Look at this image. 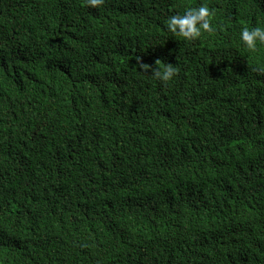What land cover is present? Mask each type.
<instances>
[{
	"label": "trees",
	"instance_id": "obj_1",
	"mask_svg": "<svg viewBox=\"0 0 264 264\" xmlns=\"http://www.w3.org/2000/svg\"><path fill=\"white\" fill-rule=\"evenodd\" d=\"M202 4L214 33L166 30ZM256 26L264 0H0V264H264Z\"/></svg>",
	"mask_w": 264,
	"mask_h": 264
},
{
	"label": "clouds",
	"instance_id": "obj_2",
	"mask_svg": "<svg viewBox=\"0 0 264 264\" xmlns=\"http://www.w3.org/2000/svg\"><path fill=\"white\" fill-rule=\"evenodd\" d=\"M92 7H100L104 0H87ZM215 12L207 4L191 7L183 14L172 15L167 20L166 30L175 37H180L186 42L199 40L206 33H214L213 27ZM243 46L254 51L258 44H264V26L244 28L240 33ZM142 69H149L147 64H141ZM178 74V69L173 64H164L162 68L152 69L151 76L161 82L169 83Z\"/></svg>",
	"mask_w": 264,
	"mask_h": 264
}]
</instances>
